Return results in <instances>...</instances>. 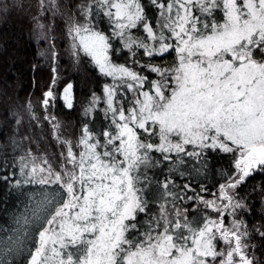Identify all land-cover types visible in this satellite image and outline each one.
<instances>
[{"label":"snow or ice","instance_id":"1","mask_svg":"<svg viewBox=\"0 0 264 264\" xmlns=\"http://www.w3.org/2000/svg\"><path fill=\"white\" fill-rule=\"evenodd\" d=\"M31 7L30 27L52 61L44 120L61 151L55 162L30 149L15 159L12 187L23 200L0 225V264H264L255 243L264 248V222L249 226L240 194L264 175V0ZM57 30L75 64L87 58L106 78L102 96L77 101L70 82L57 95ZM121 51L123 64L113 59ZM58 100L69 111L79 104L70 136L48 111ZM28 111L39 123L30 103ZM214 156L230 165L211 199L202 182L177 183L191 162L201 174Z\"/></svg>","mask_w":264,"mask_h":264},{"label":"trees","instance_id":"2","mask_svg":"<svg viewBox=\"0 0 264 264\" xmlns=\"http://www.w3.org/2000/svg\"><path fill=\"white\" fill-rule=\"evenodd\" d=\"M147 4V0H144ZM8 5L7 12H0V225L10 226L11 217L19 210L23 200L19 191L12 187L15 180L19 179L18 168L14 166V161L18 156L25 155L31 146L32 141L28 138L27 129H16L14 117L18 116L19 102H24L29 96L40 98L43 93L51 86L52 81V61L50 54L46 56V64L40 60V49L38 36L32 31L31 16L29 13L33 10L31 6L35 0H2L0 6ZM151 11V10H150ZM99 19V17H97ZM102 29H107V25L101 24ZM110 34V32H106ZM62 35L61 30L56 32V42ZM115 45L117 41H112ZM57 44V51L60 53L58 71L60 76H65L62 81L73 84V90L76 100H82L88 97L93 91L98 95L103 94L101 90L106 78L99 76L96 69L90 63L73 65V60L68 58L62 61L64 45ZM128 53L121 51L114 56V62L123 64L128 61ZM141 60L147 58L140 57ZM159 59V58H157ZM171 57L169 58V60ZM130 64V62H129ZM64 71H63V70ZM149 76L154 74L147 73ZM57 116L62 123H68L71 131H79L80 126V108L77 107L69 111L63 107L59 101L57 103ZM17 130V129H16ZM36 137V136H35ZM34 139H37V137ZM15 140L13 145L12 141ZM23 140V141H22ZM29 140V141H28ZM41 141V140H40ZM42 147L39 152L47 153ZM230 161L222 156H214L209 167L201 174H197L195 169L200 165L195 161L187 165L191 176H186L183 180L177 176L178 184L192 181L198 190L200 183L208 189V192L201 193L206 198L211 199V193L217 191V181H220V172L229 170ZM222 182V181H221ZM264 175L259 173L249 177L241 185L240 194L245 198L251 211L244 215L245 221L250 227L257 226L264 222ZM257 256L264 261V248H262L259 238L256 239Z\"/></svg>","mask_w":264,"mask_h":264},{"label":"rangeland","instance_id":"3","mask_svg":"<svg viewBox=\"0 0 264 264\" xmlns=\"http://www.w3.org/2000/svg\"><path fill=\"white\" fill-rule=\"evenodd\" d=\"M0 2L2 3V0H0ZM107 35H111V33L107 34ZM38 42H39V49H40V53H39L40 54V60L43 64H46V62H47L46 56L50 54L48 51V44L43 42L39 38H38ZM56 43L57 44L62 43L61 46L64 45L63 48L65 51L63 53V57H62L63 60L62 61H67L68 58L72 59L68 53L69 44H68V40H67L66 36H64L62 34L60 37V40L58 39V42H56ZM84 60H85V62L83 64L81 63L83 66H84V64H87L88 62L90 63V61H87V58H84ZM73 65L79 66V64H75L74 62H73ZM90 65H91V63H90ZM60 77H61L60 80L58 81L57 85L55 86V90H56L57 95H59L61 93L63 87H65L64 84L61 86V84L63 83L62 81H64L63 79L65 78V76L62 75ZM103 85L104 84L100 85L101 90L103 89ZM42 99H43V95L40 98H38L36 96H34V97L29 96V98L26 99L23 103L19 102V104L16 105L18 107V116L14 117V123L16 122L17 119H20L21 124L18 126L15 123L14 127L17 130L16 129L14 130V134L17 135L19 129L20 130H22V128L27 129L26 132L28 133V138L32 141L31 144H33V146H31L29 149L32 150L33 154L36 156H44L50 160H53V162H55V159L58 158L60 155L61 148H60V145L57 143V141L53 138L52 125L48 121L44 120L45 112H44V109L41 105ZM58 102H59V100L56 102V107L54 109L49 108L48 111L50 113L54 112V114L56 115V117L58 118L60 123H62L59 116H57V105H58L57 103ZM29 103L32 105V111L39 118V123H37L36 120H33L31 118L29 111H28ZM63 125L68 129V131L65 132L64 135L70 136L71 134L69 132L71 131V127H70L71 125L68 123H65ZM35 136L37 137V139H34ZM25 141L27 142V140H25ZM41 143H43V147L47 151V153H44V152L40 153L39 152V150L42 148V147H40Z\"/></svg>","mask_w":264,"mask_h":264}]
</instances>
